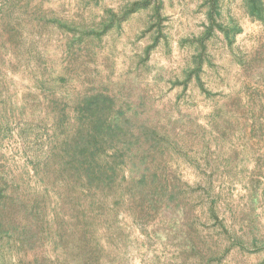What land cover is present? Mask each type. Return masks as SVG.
<instances>
[{
	"label": "rangeland",
	"instance_id": "374dc122",
	"mask_svg": "<svg viewBox=\"0 0 264 264\" xmlns=\"http://www.w3.org/2000/svg\"><path fill=\"white\" fill-rule=\"evenodd\" d=\"M218 7L209 28L210 0H0V165L21 173L57 105L94 90L170 137L183 225L118 209L98 264H264V14ZM62 248L46 239L27 259Z\"/></svg>",
	"mask_w": 264,
	"mask_h": 264
},
{
	"label": "trees",
	"instance_id": "16d2710c",
	"mask_svg": "<svg viewBox=\"0 0 264 264\" xmlns=\"http://www.w3.org/2000/svg\"><path fill=\"white\" fill-rule=\"evenodd\" d=\"M244 2L250 14L263 17V0ZM207 16L211 28L219 16L218 0H210ZM66 105H57L41 149L26 157L21 173L15 176L0 165V264L5 248L16 264H98L103 240L109 244L120 236L112 222L101 220L122 208L140 215L160 209L173 225H183L175 215L186 210L181 179L165 150L170 137L145 108L121 104L104 90ZM33 179L32 187L21 184ZM72 228L76 237L70 245ZM46 239L63 245L61 255L27 259Z\"/></svg>",
	"mask_w": 264,
	"mask_h": 264
}]
</instances>
